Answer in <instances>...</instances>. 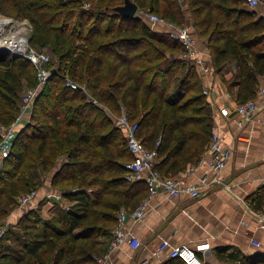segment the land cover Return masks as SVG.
<instances>
[{
	"label": "trees",
	"instance_id": "1",
	"mask_svg": "<svg viewBox=\"0 0 264 264\" xmlns=\"http://www.w3.org/2000/svg\"><path fill=\"white\" fill-rule=\"evenodd\" d=\"M132 1L137 10L131 18L115 9L124 0H18L10 10L30 22L28 44L50 50L53 59L45 64L54 71L37 92L29 117L34 123L23 122L0 167V223L20 193H38L46 178L58 199L47 216L38 212L45 200L22 214L19 254L1 253L0 264H99L101 238L110 240L118 211L135 208L148 192L144 181L125 177L124 164L133 156L115 125L121 107L138 123L145 146L157 150L163 174L194 164L205 152L214 120L195 65L141 12L187 23L216 69L236 61L238 102L254 98L264 75V20L242 0ZM66 77L101 106L80 88L66 87ZM21 79L37 82L27 58L0 60V125L18 113ZM250 202L264 210V184ZM231 248L216 251L239 264H264L263 254L246 257ZM169 264L186 263L177 258Z\"/></svg>",
	"mask_w": 264,
	"mask_h": 264
},
{
	"label": "crops",
	"instance_id": "2",
	"mask_svg": "<svg viewBox=\"0 0 264 264\" xmlns=\"http://www.w3.org/2000/svg\"><path fill=\"white\" fill-rule=\"evenodd\" d=\"M153 28L162 30L163 27ZM194 37L203 60V66H194V69L214 123L219 126L224 143L231 147V159L218 174L205 165L196 167L192 173L188 171L189 165L168 172L170 176L184 179L185 184H198L200 196L194 198L183 191L178 196L169 197L159 188L150 199L144 217L126 224L140 239L141 245L133 249L124 244L111 250L105 264H169L178 258L170 256V248L179 245L195 249L202 264H239L218 256L216 249L226 245L246 257L264 255V227L257 215L260 211L254 210L250 202L264 184V94L258 92L264 75L259 76L254 93V99L261 103L256 115L250 120L233 114L222 117L218 112L220 107L239 101L236 61L231 59L216 69L203 39L195 33ZM204 156L209 158L205 153ZM56 198L58 196L46 178L30 204L38 205L45 200L42 206L47 204L49 207ZM33 207L29 206L28 210ZM17 215L16 211L15 218ZM108 239L101 238V254L108 248ZM253 241H258L260 246H255ZM163 242L168 246L160 248ZM205 244L208 247L198 249Z\"/></svg>",
	"mask_w": 264,
	"mask_h": 264
},
{
	"label": "built area",
	"instance_id": "3",
	"mask_svg": "<svg viewBox=\"0 0 264 264\" xmlns=\"http://www.w3.org/2000/svg\"><path fill=\"white\" fill-rule=\"evenodd\" d=\"M242 1L245 7L253 10L259 18L264 20V0ZM141 13L150 25H161L163 31L167 32L172 39L177 40L183 46L184 51L181 54L183 58L191 60L197 67L203 66V60L200 57L199 51L196 49V39L188 25L175 24L150 11ZM30 31V27H27L24 35L26 38L25 49H17L13 52L16 53V56L27 58L33 64L36 69L37 82L35 86L26 89L22 94L18 104V113L15 118L8 124L0 125V167L3 165L4 159L8 157L10 153V147H8L6 143L13 141L19 127L24 121L29 119L38 90L40 87L44 86L46 80L54 71V69L41 68V64L50 61V56L46 53L37 52L29 46L28 32ZM64 84L71 89L80 88L85 93L88 102L101 106L96 99L91 97L90 93L84 86H80L71 78L66 77ZM258 92L264 94V79ZM260 107L261 103L257 102L254 98H250L233 105H224L218 109V112L222 117H228L233 114L243 119L250 120L260 110ZM105 109L107 113H110L107 108ZM115 125L122 129L127 147L133 156L130 161L124 164V168L126 169L125 177L129 181H144L148 192L146 197L135 208L130 210L123 207L118 211L117 221L112 230L111 238L108 242V248L103 254L96 258L99 264H105L109 252L115 248L127 244L131 248L136 249L141 245L140 239L132 233L126 224L128 221L136 222L144 217L150 199L157 193L159 188H162L169 197L178 196L183 191L187 192L194 198L200 196V187L198 184H185V180L181 177L165 175L156 167L160 160L157 150L145 146L137 133L138 123L136 121H131L128 118L123 107L120 108V114L115 118ZM204 153L209 156L208 159H206ZM204 153L194 164L188 166L189 173L194 172L196 167L205 165L208 166L214 174H218L226 167L231 159V147L224 143L219 133V126L216 123H213L212 132ZM214 181H217V178H214ZM36 197L37 191L33 189L22 194L18 198V207L30 204ZM257 215L260 223L264 227V210L258 212ZM7 229L6 224H0V242ZM253 244L255 246H260L258 241H253ZM167 246V242H163L160 248H165ZM206 247H208V244L201 245L198 249ZM195 252V249L185 245H179L171 247L169 254L172 257H178L186 264H202L197 258Z\"/></svg>",
	"mask_w": 264,
	"mask_h": 264
},
{
	"label": "rangeland",
	"instance_id": "4",
	"mask_svg": "<svg viewBox=\"0 0 264 264\" xmlns=\"http://www.w3.org/2000/svg\"><path fill=\"white\" fill-rule=\"evenodd\" d=\"M17 1L18 0H0V19L3 18V17H9L11 20L19 21V23H23V25L25 27L24 32H26V27H28V28L30 27V29H31L30 22L26 18L25 19H21L19 16H16L15 14H12V12L10 11L12 9H15V3ZM86 5H88V4H86ZM186 25H188V24L186 23ZM157 26H159V25H154L153 27H157ZM29 33L30 32H28V34ZM196 42H197V40H196ZM202 43H204V42H202ZM37 52L46 53V54H48L50 56V60L53 59L52 55L50 54V50L48 48H45V49H42V50H37ZM21 57L22 56H13L12 57V55L2 54L0 56V59L11 61V60H15V59L17 60L18 58H21ZM46 64H41V68H47L46 67L47 66ZM21 83H22L21 84L22 85V90L19 93L20 99H21L22 94L25 92V90L26 89H29V88H32V86H33L32 84H29L24 79H21ZM30 120L31 119L29 118L27 120V122L28 123L29 122H32ZM24 123L22 124V126L19 127L18 130H20L23 127ZM32 123H34V122H32ZM6 144H7L8 147H11L12 144H13V142H8ZM42 178H44V177H42ZM24 193H26V192L20 193L19 196H21ZM18 198L19 197H17V203H16V205L12 206V208L6 213V215L2 216L3 219H2V222L0 224H7V228L10 227V228H12V230L11 231H6V233L4 235V238L0 242V255L3 252H9V253H14L15 252L16 254H19V250L21 249L20 244H19V240L22 237L21 234H20L21 233L20 227L18 226L19 219L22 216L23 212H25V211L28 210L29 206H34L32 209H38V205H33L34 202L32 204H28L26 206L18 207ZM61 200L62 199H60V201ZM34 204H37V203H34ZM64 204L65 205H68L69 202H67V201L64 200ZM51 206L48 207L47 204H44V206L41 205L39 207L40 209H38L39 215L41 214L42 216H47L48 214H50V212H51V210H50L51 209ZM16 211H17V214L18 215L15 218V212ZM18 211L20 212V214L18 213ZM48 261L49 260H47V262ZM0 262H1V258H0Z\"/></svg>",
	"mask_w": 264,
	"mask_h": 264
},
{
	"label": "bare ground",
	"instance_id": "5",
	"mask_svg": "<svg viewBox=\"0 0 264 264\" xmlns=\"http://www.w3.org/2000/svg\"><path fill=\"white\" fill-rule=\"evenodd\" d=\"M27 28V27H26ZM25 27L19 21L9 17L0 19V47L4 46L11 51L24 50L26 46Z\"/></svg>",
	"mask_w": 264,
	"mask_h": 264
},
{
	"label": "water",
	"instance_id": "6",
	"mask_svg": "<svg viewBox=\"0 0 264 264\" xmlns=\"http://www.w3.org/2000/svg\"><path fill=\"white\" fill-rule=\"evenodd\" d=\"M115 9L125 17L131 18L134 16L137 10V5L132 0H124V3L122 5L116 6ZM2 54L12 55V57L16 56V53L4 46L0 47V56Z\"/></svg>",
	"mask_w": 264,
	"mask_h": 264
}]
</instances>
